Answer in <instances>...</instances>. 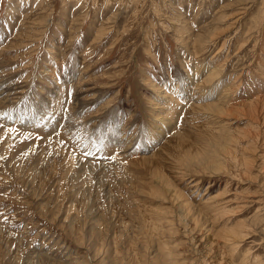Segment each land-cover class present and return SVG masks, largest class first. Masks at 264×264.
Returning <instances> with one entry per match:
<instances>
[{
    "label": "rangeland",
    "instance_id": "1",
    "mask_svg": "<svg viewBox=\"0 0 264 264\" xmlns=\"http://www.w3.org/2000/svg\"><path fill=\"white\" fill-rule=\"evenodd\" d=\"M0 264H264V0H0Z\"/></svg>",
    "mask_w": 264,
    "mask_h": 264
},
{
    "label": "bare ground",
    "instance_id": "2",
    "mask_svg": "<svg viewBox=\"0 0 264 264\" xmlns=\"http://www.w3.org/2000/svg\"><path fill=\"white\" fill-rule=\"evenodd\" d=\"M214 72V71H213ZM212 73V72H211ZM214 73H216V72H214ZM169 95V94H168ZM166 96V95H165ZM167 97V96H166ZM175 98V97H174ZM172 99V100H175V99ZM176 101V100H175ZM170 102V101H169ZM215 105V104H214ZM220 105V104H219ZM211 108V107H210ZM221 108V107H220ZM164 125V124H163ZM145 156V155H144ZM84 193V192H83ZM172 200V199H171ZM256 219V218H255ZM261 229V228H260Z\"/></svg>",
    "mask_w": 264,
    "mask_h": 264
}]
</instances>
